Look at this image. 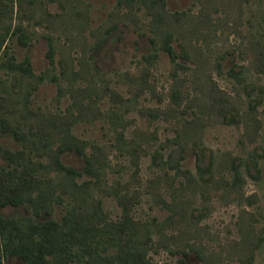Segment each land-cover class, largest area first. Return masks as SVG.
<instances>
[{
	"label": "rangeland",
	"instance_id": "374dc122",
	"mask_svg": "<svg viewBox=\"0 0 264 264\" xmlns=\"http://www.w3.org/2000/svg\"><path fill=\"white\" fill-rule=\"evenodd\" d=\"M0 3V176L27 157L49 167L22 190L32 203L0 215L61 222L91 201L98 224L140 225L149 264H264V0ZM60 141L82 150L57 154L73 178L50 166ZM194 145L211 150L208 182Z\"/></svg>",
	"mask_w": 264,
	"mask_h": 264
},
{
	"label": "trees",
	"instance_id": "16d2710c",
	"mask_svg": "<svg viewBox=\"0 0 264 264\" xmlns=\"http://www.w3.org/2000/svg\"><path fill=\"white\" fill-rule=\"evenodd\" d=\"M5 9L4 4L0 7V12L3 13ZM16 30L19 32L18 27L14 28V32ZM0 36L3 38L2 33ZM167 36L169 37V35ZM167 43L168 40L165 41V49L174 57L173 50ZM25 63L28 67L27 58H25ZM21 65L22 63L17 64L18 67ZM56 120L57 118L54 116L47 119L52 124ZM11 131L14 137L25 141L24 135L19 130L14 128ZM24 146L27 147V144ZM69 148L78 153L82 152L77 144L60 141L56 146V154L53 155L50 166L73 178L78 174V171L70 165L61 163L57 156L59 152ZM192 150L197 179L202 183L210 181L212 177L211 150L200 145H194ZM154 157L156 162H163L161 154L158 152ZM84 159L83 170L89 172L93 167L92 155H84ZM18 164L19 167L5 170L8 175L0 176V207L6 204L16 205L27 200L32 203V195L25 194L22 190L37 189L36 184L40 182L37 180V170H39L37 166L45 170L49 168L47 163L33 164L30 157L19 161ZM249 169H252L254 173L257 172L255 161H247V172H252ZM40 184L43 187L41 182ZM70 187H72V198L75 200L76 192L73 190L77 189L79 185L74 183ZM41 191V194L45 195L39 186V192ZM44 191L48 192L49 190L45 189ZM76 206L78 208L71 206L66 211L61 222L48 219L41 222L27 220L21 223L14 218L0 215V264L3 254L19 257L23 264H66L67 261H80L85 264H149L144 257L148 235L144 236L140 225L132 221L126 213L120 222L105 223L102 221L98 224L94 222V219L100 217L96 216L98 213L95 208L91 207V201L87 212H84L82 202ZM138 227L141 230L140 238L138 237ZM109 241L113 244L118 242L119 252L114 255L101 253L103 251L101 245L108 244ZM181 264L188 263L181 261Z\"/></svg>",
	"mask_w": 264,
	"mask_h": 264
}]
</instances>
